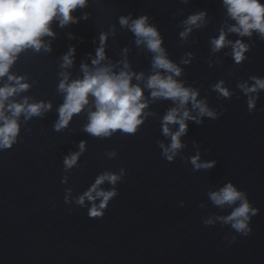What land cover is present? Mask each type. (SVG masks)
I'll return each instance as SVG.
<instances>
[{"label": "water", "instance_id": "1", "mask_svg": "<svg viewBox=\"0 0 264 264\" xmlns=\"http://www.w3.org/2000/svg\"><path fill=\"white\" fill-rule=\"evenodd\" d=\"M202 10L208 15L200 27L184 23ZM72 15L78 23L61 26L54 19L53 35L41 38L39 50L23 49L10 68L11 74L29 84L10 102L27 98L29 103L43 101L52 107L28 119L22 114L17 142L0 150V264H264V92L256 111L249 114L246 98L237 88L249 76L264 77V40L256 33L252 37L229 33V40L251 46L245 53L248 59L239 65L230 46L213 52L211 40L222 28L227 31L235 24L222 0H88ZM142 15L157 28L167 57L181 69L174 79L198 90L197 99L205 100L210 109L220 111L223 106L219 119L204 117L199 126L188 121V134L180 138L185 147L171 163L161 156L158 142L170 144L171 138L162 133V119L178 105L151 96L145 85L157 71L155 54L145 44H137L134 33L119 23L121 16L131 21ZM188 27L192 31L182 38L180 33ZM102 32L107 42L101 65L110 66L114 73L143 74L140 80L133 76L132 84L143 89L144 123L135 135L117 131L110 137H94L84 131L89 110H94L90 103L73 115L67 127L56 131L65 96L59 84L65 75L68 82L82 79V65L96 67L92 59ZM73 47L72 65L62 67L64 55ZM219 80L235 93L231 100L213 91ZM5 83L7 77L0 79V86ZM186 108L197 115L191 102ZM169 127L175 132L179 125ZM81 140L86 141L87 151L78 168L65 173L63 158L78 151ZM197 150L202 156L207 153L204 159H216V167L193 172L180 159ZM112 152L114 157L108 155ZM122 167L127 175L117 183L119 195L102 219H89L86 208L64 203L65 188L74 189L72 199L100 172L119 173ZM62 175H68V184L60 183ZM229 180L260 209L252 218V233L237 235L232 244L227 239L236 233L219 217L230 214L234 205L217 206L208 195ZM100 187L108 190L111 185L106 181ZM207 219L212 226L203 224Z\"/></svg>", "mask_w": 264, "mask_h": 264}, {"label": "clouds", "instance_id": "2", "mask_svg": "<svg viewBox=\"0 0 264 264\" xmlns=\"http://www.w3.org/2000/svg\"><path fill=\"white\" fill-rule=\"evenodd\" d=\"M87 3L88 0H0V79L7 77L9 82L0 86V150L11 149L17 142L20 132L19 117L22 114L28 119L42 115L52 107L51 103L43 101L29 103L27 98L23 102L14 100L10 102V98L29 88V84L22 82L23 77L10 73L17 54L27 47L39 50L43 45L41 38L45 35H53L50 24L54 19L58 20L61 26L78 23V18L72 13L77 8L86 7ZM222 6L235 24L228 27L227 31L222 28L218 36L211 40L212 51L219 52L230 46L232 59L239 65L248 59L245 53L250 51L251 46L242 40L231 41L227 36L229 33H235L239 37H252L253 33H256L261 40H264V2L222 0ZM207 15L206 10L199 11L189 15L184 23L198 28ZM83 18L87 19V14ZM119 23L121 26H127L134 33L137 44H145L155 54L153 68L157 71L148 77L145 85L152 90L151 96L171 99L178 105L169 109L162 119V133L165 137L171 138L170 144L165 146L163 142H158L162 149L161 156L170 163L174 162L179 151L185 147L180 138L188 134V121H193L199 126L204 123V117L219 119L223 115V106L220 105V111L210 109L205 100L197 99L198 90L185 87L183 82L174 79L181 74V69L167 57L162 47L163 39L157 28L149 23L147 15L131 21L128 16H121ZM191 31L192 27H188L186 31L180 33V36L183 38ZM106 42L107 34L102 32L99 36V46L95 51L96 58L92 59V65L96 67L89 69L87 65H82L84 72L82 79L68 82V77L65 75L64 80L59 84V90L65 93V96L64 103L58 109L59 119L54 126L56 131L67 127L73 115L79 114L90 103L94 110H89L88 123L84 126V131L94 137H110L117 131L135 135L139 126L144 123L142 113L147 103L143 99V89L138 84H132L133 76L140 80L143 74L136 75L127 71L114 73L110 66H102L101 61L106 58ZM74 55L73 47L64 55L62 67L71 66ZM89 55L91 56V53ZM182 62L188 63L187 60ZM127 67L128 65L125 64V68ZM160 69H163L164 73H161ZM237 88L246 98L248 113L256 111L260 93L264 92V77L249 76L248 80L239 83ZM212 89L222 99L231 100L235 94L225 86L223 80L212 85ZM189 102L192 104V109L198 110L197 115H192L186 108ZM172 124L179 125L177 131L172 132L169 127ZM78 149L76 152H69L63 158L65 173L70 169L78 168L80 157L87 151L86 141L81 140ZM206 154L203 153L202 156L197 150L195 155L187 159L181 156L180 159L190 164L193 172L210 171L216 167L218 161L204 159ZM108 155L114 157L116 153L112 152ZM126 175L127 171L124 167L119 173L100 172L83 192L77 193L72 199L70 196L74 189L65 188L64 203H74L86 208L89 219H102L110 202L119 195L117 183L122 182ZM106 181L111 187L108 190H101L100 186ZM68 182V175H62L60 183L66 185ZM208 195L217 206L234 205L230 214L219 217L236 233L231 239H227L229 244L235 243L237 235L247 237L252 233L251 221L260 213V209L253 206L246 191L229 180L218 191L209 192ZM98 198L99 203L96 202ZM180 206H185L184 201H180ZM68 211L71 213L73 209L69 208ZM202 222L205 226L213 225L210 219Z\"/></svg>", "mask_w": 264, "mask_h": 264}]
</instances>
